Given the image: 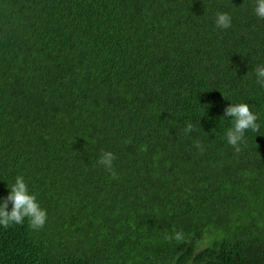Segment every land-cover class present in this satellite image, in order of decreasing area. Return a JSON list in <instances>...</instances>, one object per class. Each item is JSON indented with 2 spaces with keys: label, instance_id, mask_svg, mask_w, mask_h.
I'll return each mask as SVG.
<instances>
[{
  "label": "trees",
  "instance_id": "obj_1",
  "mask_svg": "<svg viewBox=\"0 0 264 264\" xmlns=\"http://www.w3.org/2000/svg\"><path fill=\"white\" fill-rule=\"evenodd\" d=\"M254 3L0 0V198L22 175L48 214L0 264H264V135L236 153L220 119L264 121Z\"/></svg>",
  "mask_w": 264,
  "mask_h": 264
},
{
  "label": "clouds",
  "instance_id": "obj_2",
  "mask_svg": "<svg viewBox=\"0 0 264 264\" xmlns=\"http://www.w3.org/2000/svg\"><path fill=\"white\" fill-rule=\"evenodd\" d=\"M254 13L258 18L264 19V0H255ZM215 24L220 29L231 28V14L228 12H218ZM254 71L256 82L264 86V64L257 66ZM222 94L225 97V94ZM220 119H226L231 123V126L226 130L225 138L227 144L236 153H239L242 146L247 144V134L249 132L264 135L260 134L264 121L260 120L259 113L253 111L248 103L231 102L224 109L223 116ZM198 123L200 126V120ZM215 130L214 128V133ZM195 131H197L195 124L191 120L186 121L183 129L184 134L190 135ZM195 147L200 151L205 150L204 145L199 141L196 142ZM115 159L116 156L113 152L105 151L101 154L98 163L109 172H112ZM8 188L10 189L8 195L0 198V227L8 228L12 225H20L24 223L25 219L28 220L33 229L44 227L48 219L47 210L41 207L36 194L30 191L25 178L22 175L16 176L14 183L8 186Z\"/></svg>",
  "mask_w": 264,
  "mask_h": 264
}]
</instances>
